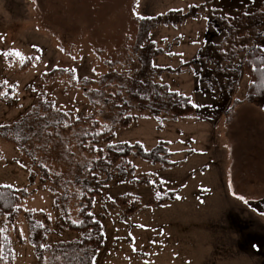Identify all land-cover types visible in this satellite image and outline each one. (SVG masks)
I'll return each instance as SVG.
<instances>
[{
  "label": "rangeland",
  "instance_id": "obj_1",
  "mask_svg": "<svg viewBox=\"0 0 264 264\" xmlns=\"http://www.w3.org/2000/svg\"><path fill=\"white\" fill-rule=\"evenodd\" d=\"M256 44L264 0H0L13 264H264Z\"/></svg>",
  "mask_w": 264,
  "mask_h": 264
},
{
  "label": "trees",
  "instance_id": "obj_2",
  "mask_svg": "<svg viewBox=\"0 0 264 264\" xmlns=\"http://www.w3.org/2000/svg\"><path fill=\"white\" fill-rule=\"evenodd\" d=\"M262 49L259 44H256L251 49L244 52V60L243 66L244 68L252 74L253 79L251 81V92L254 93L249 100L253 105L263 107V95H264V52L261 51ZM25 64L24 66H26ZM31 65V62H29ZM28 65V66H29ZM255 69V70H254ZM257 96L259 98H257ZM170 100L179 101L181 104H185L188 107L186 113L190 114L192 104L189 99H184V97L179 96L177 93H173L171 96L168 97ZM262 98V99H261ZM226 113H229V109L226 110ZM195 115H192V117ZM174 198V193L168 192L165 197L158 202L165 203L169 200ZM155 203V201H153ZM16 199L11 201V206L15 207ZM136 204V202H133ZM132 204V205H133ZM17 205V204H16ZM14 262V254H13V245L11 243L10 238L0 230V263L2 264H13Z\"/></svg>",
  "mask_w": 264,
  "mask_h": 264
},
{
  "label": "snow or ice",
  "instance_id": "obj_3",
  "mask_svg": "<svg viewBox=\"0 0 264 264\" xmlns=\"http://www.w3.org/2000/svg\"><path fill=\"white\" fill-rule=\"evenodd\" d=\"M261 51H264V49H260ZM17 55H19V53H17ZM255 70V69H254ZM6 187H10V186H6ZM240 199H243V197H240ZM93 264H95V262L93 261Z\"/></svg>",
  "mask_w": 264,
  "mask_h": 264
},
{
  "label": "crops",
  "instance_id": "obj_4",
  "mask_svg": "<svg viewBox=\"0 0 264 264\" xmlns=\"http://www.w3.org/2000/svg\"><path fill=\"white\" fill-rule=\"evenodd\" d=\"M221 201H223V200H221Z\"/></svg>",
  "mask_w": 264,
  "mask_h": 264
}]
</instances>
